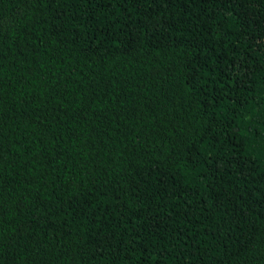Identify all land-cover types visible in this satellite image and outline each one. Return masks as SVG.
Returning a JSON list of instances; mask_svg holds the SVG:
<instances>
[{"label":"trees","instance_id":"1","mask_svg":"<svg viewBox=\"0 0 264 264\" xmlns=\"http://www.w3.org/2000/svg\"><path fill=\"white\" fill-rule=\"evenodd\" d=\"M0 264H264V0H0Z\"/></svg>","mask_w":264,"mask_h":264}]
</instances>
